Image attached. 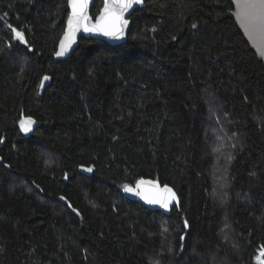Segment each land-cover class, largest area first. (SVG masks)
Masks as SVG:
<instances>
[{
	"label": "trees",
	"instance_id": "trees-1",
	"mask_svg": "<svg viewBox=\"0 0 264 264\" xmlns=\"http://www.w3.org/2000/svg\"><path fill=\"white\" fill-rule=\"evenodd\" d=\"M232 12L150 0L125 45L82 40L64 62L68 0H0V264H258L264 68ZM139 179L173 189L179 207L126 200Z\"/></svg>",
	"mask_w": 264,
	"mask_h": 264
},
{
	"label": "snow or ice",
	"instance_id": "snow-or-ice-1",
	"mask_svg": "<svg viewBox=\"0 0 264 264\" xmlns=\"http://www.w3.org/2000/svg\"><path fill=\"white\" fill-rule=\"evenodd\" d=\"M236 12L234 15L239 20L240 26L247 33L250 40L254 41L258 46L264 47V0H234ZM89 0H68V5L71 12L67 18V30L64 33V38L60 41V50L55 53L57 57L63 56L68 47L74 40L76 32L81 29L84 32L100 33L104 36L119 39L123 35L124 28L128 21L124 18L126 12L133 7L134 4H141L143 0H104L103 8L100 15L96 18V23H91V18L88 15ZM7 16V13L4 14ZM8 29L14 34V39L27 43L25 33L7 24ZM196 27L195 24L192 25ZM175 39V37H173ZM11 47V45H9ZM50 77L45 75L40 87H44V82ZM35 123L31 117L22 119L20 126L23 131L28 132L31 126ZM85 171L91 172L92 168H86ZM67 178V176L65 177ZM124 191L133 193L139 196L148 204H158L164 209H168L170 203L176 200V194L173 190L165 185L163 188L153 180L139 179L136 181L135 187L124 185ZM61 200L65 199L60 197ZM68 207H71L69 204ZM73 211H76L73 209ZM79 214V213H77ZM185 221V227H187ZM184 237H181L183 240ZM264 251H261L256 257L258 264H264Z\"/></svg>",
	"mask_w": 264,
	"mask_h": 264
},
{
	"label": "water",
	"instance_id": "water-1",
	"mask_svg": "<svg viewBox=\"0 0 264 264\" xmlns=\"http://www.w3.org/2000/svg\"><path fill=\"white\" fill-rule=\"evenodd\" d=\"M97 1H101L102 2V7L100 9V11H101L102 8H103L104 0H89L88 8H87L88 15L91 18V23H93V24L96 23V18L100 15V12H99L98 16L95 19H93L91 17L92 9L94 7V4ZM149 1L150 0H143V3H141V4H134L133 7L131 9H129L128 12L125 13L124 18L128 21V24L124 28L123 35L119 39L107 37V36H104V35H102L100 33L84 32L81 29L80 31L76 32L74 40L71 43V46L68 47V49L65 52V54L63 56H60V57H57V58L59 60H61V61H64V62L68 61L72 57V55L77 51V49L79 47V44H80V42L82 40H92V41H96V42H102V43H105L106 45H108L110 47H120V46L125 45L127 43L128 35L130 33V30H131V18L133 17V15L137 11H141L145 7L146 3L149 2ZM227 2L230 5V7L233 9L232 19H233V21L235 23V26H236L239 34L242 36L244 42L249 47V50L256 57L257 62L260 65H262L263 68H264V47H260L254 41L250 40L248 35H247V33L240 26L238 18L236 17V15H234V13L237 10L234 0H227ZM68 11H69V14H70L71 8H70L69 5H68ZM67 27H68V25H67V21H66L64 33L67 30ZM64 33H63L60 41L64 38ZM60 41L58 43L57 51L60 50ZM160 187L163 188L161 185H160ZM173 192H174V190H173ZM122 194H123V196H124V198L126 200H128L130 202H133V203H136V204H139L140 206H142L143 208H145L149 212L160 213V214H162L164 216H170L172 211H173V209L179 207L177 195H176V200H173L170 203L169 208L168 209H164L158 204H148V203H146L139 196H137V195H135L133 193H129V192L123 191Z\"/></svg>",
	"mask_w": 264,
	"mask_h": 264
},
{
	"label": "rangeland",
	"instance_id": "rangeland-1",
	"mask_svg": "<svg viewBox=\"0 0 264 264\" xmlns=\"http://www.w3.org/2000/svg\"><path fill=\"white\" fill-rule=\"evenodd\" d=\"M18 41V40H17ZM20 42V41H19ZM216 117V122L214 124L218 125V126H222L220 121L224 120V118L222 119L221 116L219 114H215ZM215 120V119H214ZM219 120V121H218ZM225 127V126H224ZM221 131V130H219ZM215 137V142H214V152L216 153L217 156H222L223 154V150L227 149V145L224 142V139L222 137H219L217 135V133H215L214 135ZM258 262V261H257Z\"/></svg>",
	"mask_w": 264,
	"mask_h": 264
}]
</instances>
